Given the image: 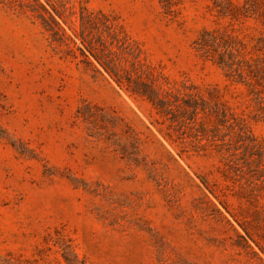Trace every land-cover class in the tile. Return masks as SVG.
<instances>
[{
    "label": "rangeland",
    "instance_id": "obj_1",
    "mask_svg": "<svg viewBox=\"0 0 264 264\" xmlns=\"http://www.w3.org/2000/svg\"><path fill=\"white\" fill-rule=\"evenodd\" d=\"M204 31L252 61L264 2L0 0V264H264V96Z\"/></svg>",
    "mask_w": 264,
    "mask_h": 264
},
{
    "label": "trees",
    "instance_id": "obj_2",
    "mask_svg": "<svg viewBox=\"0 0 264 264\" xmlns=\"http://www.w3.org/2000/svg\"><path fill=\"white\" fill-rule=\"evenodd\" d=\"M262 2L264 0H244L242 6L233 7L230 0H212L217 15L230 22L241 18H258L262 13ZM262 17V16H261ZM196 46L200 52L206 54L221 66L227 76L235 79H243L244 69H246L247 79L250 80L251 92L263 99L264 96V37L258 38L257 46L254 50L259 57L248 62L244 59L245 44L236 37L222 32L220 34L204 31L196 40Z\"/></svg>",
    "mask_w": 264,
    "mask_h": 264
}]
</instances>
